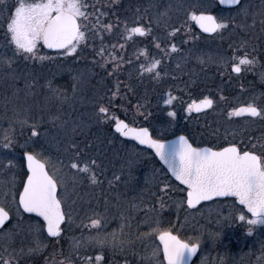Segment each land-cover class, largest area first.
<instances>
[{"label":"rangeland","instance_id":"374dc122","mask_svg":"<svg viewBox=\"0 0 264 264\" xmlns=\"http://www.w3.org/2000/svg\"><path fill=\"white\" fill-rule=\"evenodd\" d=\"M16 3L17 0L12 5L6 3L7 13L14 11ZM84 3L90 15L86 21L81 20L87 24V30L81 29L85 38L74 53H66V49L49 52L42 41L38 42L34 55L17 51L14 42L6 38V13L1 12L0 204L11 212L12 220L0 230V253L7 250L13 257L20 250L15 247L19 242H32L29 250H40L38 240L44 234L43 227L25 217L18 206V194L26 175L23 156L33 152L58 181L59 198L70 213L65 234L73 236L69 238L70 249L79 250L81 245V264H165L157 241L159 231H152L157 227L170 231L174 227L177 231L174 233L189 243H199L200 251L192 264H264V224L251 223L257 217L248 215L232 199L214 200L189 209L185 188L175 183L150 151L121 140L112 131L113 122L109 120L112 115L115 118L123 115L146 122L158 139L189 129L191 140L200 145L218 147L235 141L250 147L252 144L243 142L247 134H242L243 130H249V137L258 132L253 136L260 142L264 115L259 119L238 120L232 113L222 115L214 108L193 117L187 106L195 99L184 98L185 103L180 105V83H175L172 73L190 76L194 62L202 64L205 59H217L224 65L236 57L208 43L206 51L196 46L179 51L178 29L183 30L188 22H193L191 11L197 7L206 11L215 8L219 18L231 17L229 21L240 18L242 26L249 30L264 26V0L243 2L232 10L216 7V0H84ZM137 24L149 29L145 37L129 35ZM226 28L220 29V33ZM181 33L187 36L179 30ZM160 47L165 48L167 60ZM9 59L11 63L6 62ZM157 59L160 64L147 71ZM256 66L260 68L256 61L245 65L248 69ZM147 73L166 75L169 79L154 82L150 87L145 80L136 78L138 75L142 80ZM109 74L129 78L132 90L141 98L136 103L137 113L127 115L123 109L118 115L109 107L121 92L116 80L107 77ZM169 95L174 97L170 104L165 103ZM148 99L153 100L152 106L158 107L155 113ZM100 107L108 108L107 114H99ZM173 111L175 116L170 115ZM6 135L11 147H4ZM73 164L79 167L73 168ZM85 165L90 171L85 170ZM104 196L109 198L102 202ZM104 202L115 208L112 215L95 211L100 205L108 209ZM241 214L244 220H240ZM92 219H100L101 224L91 225ZM90 237L106 238L107 243L102 247ZM155 249H159V254L154 257Z\"/></svg>","mask_w":264,"mask_h":264},{"label":"snow or ice","instance_id":"6c2138e0","mask_svg":"<svg viewBox=\"0 0 264 264\" xmlns=\"http://www.w3.org/2000/svg\"><path fill=\"white\" fill-rule=\"evenodd\" d=\"M220 3H229L240 5V0H220ZM87 5L84 0H36V2H27V0H17L14 11L5 14L6 38L14 42L17 51H23L28 54H35L37 44L43 41L49 48L66 49V53H74L80 41L84 40L85 33L81 29L87 30V24L81 20H87L90 13L85 11ZM0 11H3L0 8ZM246 14V13H245ZM191 19L198 21L200 27L206 32H216L218 29L226 28L229 19L221 17L206 10L191 11ZM109 29L111 25H107ZM149 29L138 25L130 29L132 33L144 34ZM175 31V29H174ZM173 49L176 48L172 44ZM103 54V49H101ZM43 59V57H41ZM238 61L232 65L235 72H241V65H252L255 63V57L249 58L246 53L243 56L235 57ZM11 63L9 59L6 61ZM160 60H154L152 65L146 69L152 71ZM143 67V66H141ZM157 75L159 73L157 72ZM51 87V85H50ZM59 92L60 90H56ZM174 97L169 95L165 103H171ZM213 99L204 97L202 100H193L188 104V110L195 108L199 111L201 108L212 106ZM108 108L100 107L99 114H106ZM250 113L252 116L264 115V108H258L255 104H248L239 109H233L232 114L241 115ZM175 116L176 112L170 114ZM107 118V117H105ZM116 119L115 127L123 132L125 136L135 135L143 144H151L160 158L169 166L172 173L187 185V204L193 205L201 200H208L211 197L227 196L234 194L238 196L242 204L247 205L251 213L255 214L257 220L251 221L264 224V152L257 154L255 150H245V148L236 142H226V146L217 148H196L193 147L186 136H180L177 141L166 144L162 140H154L148 128L128 129V125L123 120ZM26 122V121H25ZM33 135L36 133L33 131ZM7 143L4 147H11V140L6 135ZM28 162V168L31 174L27 176V182L23 184V191L18 194V205H22L28 212H38L42 215L48 224V232L52 235H58L61 231V223L65 220V212L61 200L57 195L58 181L52 175H49L45 165L37 160L33 152L25 153ZM12 161H9L11 164ZM78 168L76 164L71 165ZM85 170H89L85 165ZM93 180L96 179L95 173H92ZM168 185H165L167 188ZM19 211V208H17ZM9 212L0 204V225H3L8 218ZM240 220L245 216L240 215ZM158 223V222H157ZM100 219H92L91 225H100ZM153 232L159 231V239L163 241V252L167 258L168 264H187L190 255L197 252L199 243H189L181 239L179 235L170 230H160L158 227L152 229ZM96 239L102 247L107 243L106 238ZM115 245V236L112 239ZM121 243H123L121 241ZM159 249L152 252V256H157ZM89 259V258H85ZM97 259H101L100 256ZM0 264H9L4 261ZM68 264H71L69 261Z\"/></svg>","mask_w":264,"mask_h":264},{"label":"flooded vegetation","instance_id":"af4514ba","mask_svg":"<svg viewBox=\"0 0 264 264\" xmlns=\"http://www.w3.org/2000/svg\"><path fill=\"white\" fill-rule=\"evenodd\" d=\"M248 1L250 0H241L240 5L243 2H248ZM216 7L224 10H232L237 8L238 6L233 8H224L219 4L218 0H216ZM208 12H211L213 15H216L219 19V16L217 15L215 8ZM234 19L235 20L228 22L229 26L222 34L220 33V29H218L216 32L211 34L203 32L197 26L195 20H193V22L191 23L188 22L186 24L187 27H184L183 30L181 28L178 29L176 39L177 40L179 39L181 44L179 45L180 52L183 49L186 50L188 46L189 47L196 46L198 49L201 48L206 51L208 50L206 49L207 48L206 43H208L214 47L218 46L219 48H221V50H223V52L227 54L231 53L236 57L243 56L247 53L249 57L251 58L255 57V61L258 62V65H260V68L256 66L251 69L246 68L245 65H241V72L237 73L232 68V65L238 62L236 59L224 65L220 62V60L217 61V59L215 61H212V59H205L202 61V64L198 62L193 63L192 74L190 76L189 75H186L187 77L185 75L182 76L177 72H175L174 74L172 73L173 77L176 78L174 79L175 83H180V85L178 84V87L180 88V90H178L179 97L181 99L179 101L180 105L185 103L183 100L184 98H190V99L192 98L197 101L204 99V97H211L213 99L212 106H210L205 110L195 112L193 108L191 110V113L194 116H201L203 114L209 113L210 111L212 112L214 108L220 114L228 115L229 113H232V110L234 108L239 109L242 106H247L248 104H255V106H257L258 108H264V26L257 27L255 29L252 28L248 30L242 26V20L240 18H234ZM138 25L140 24H137L134 27ZM179 30L180 32L184 31V34L186 33L187 36L182 35V33L179 34ZM133 34L136 37L143 38L147 35V32L144 34H136V33ZM196 47L194 50L197 49ZM161 50H162L161 55L164 57V60H167L168 58L166 57L167 53L165 48L163 49V47H160V51ZM58 51H62V50H58ZM133 57L134 55L132 54V58ZM178 72L181 73L182 70L178 69ZM142 76H143L142 80L140 79L141 77H139L138 75L137 77L136 76L135 77L138 78V81L146 80V82H148V79L152 78L153 79L152 81L157 82V84L161 83V81H165L169 79L168 77H166V75L162 77H157L151 73L149 74L147 73ZM107 77L117 80L118 75L115 76L109 74V76ZM124 77L127 78V76ZM127 80H129V78H127ZM232 115L234 116L235 119L238 120L259 119L260 117V116H251V115L237 117L235 114ZM114 118L115 116L113 115L109 118L110 122H113L111 124V129H113V124L116 122V120L113 121ZM121 119L125 120L124 118H119V120ZM125 121L128 122L127 120ZM195 131L196 130H194V132ZM248 133L249 130L242 131L243 135L247 134L246 136L243 137V142L245 140L246 142L252 145L250 147L243 146L240 143L239 145L243 146L245 150H255L257 154H261L262 152H264V133L263 135H261L262 139L260 142L257 138H254L255 136H253V135H257L258 132H253L252 133L253 135L250 137L248 136ZM259 134H260V130H259ZM187 137L194 146L197 147L209 146L212 148H217L210 144H204V145L197 144L196 142L192 141L189 136ZM236 143L238 144V142ZM220 146H226V144L225 145L222 144ZM24 169L26 175L23 180V184L25 183V180L28 175L25 163H24ZM57 187H58L57 195L59 198V186ZM108 195H111L110 192L108 193ZM107 198L109 197L104 196L103 198H101V201L102 202L104 200L107 201ZM105 205L109 208L106 209L104 205L102 206L100 205L96 207L95 211L98 214L110 213L112 215L113 212L115 211V208L112 209L110 204L107 203H105ZM62 207L65 212V221L61 225L62 233L57 237H51L47 234L45 229V222L39 216L33 214L28 215L21 210L25 217H30L31 219L38 222L40 226L43 227L44 234L40 235L38 240V242L40 241L39 244L40 250H36L35 252L29 250V248H32L31 246L32 242H30V244L25 242H19V244L15 245V247L18 250L19 249L20 250L15 252L13 257L9 256L7 250L5 251L2 249V252L0 253V262L7 261L9 262V264H68V262L70 261L71 264H81V245L80 248L78 247L79 250H75L73 248L70 249L69 238H73V236L65 234V226L68 221L67 219H70V213L63 204ZM7 211L9 212L11 219L1 230H3L12 220L11 212L9 210ZM142 230L145 233V230L143 228ZM177 235L179 234L177 233ZM181 239L183 238L181 237ZM8 248L9 247H7V249ZM130 251L132 252V249H130ZM131 252L130 255L132 254ZM138 252H139L138 250L135 251L136 254H138Z\"/></svg>","mask_w":264,"mask_h":264},{"label":"water","instance_id":"95a60500","mask_svg":"<svg viewBox=\"0 0 264 264\" xmlns=\"http://www.w3.org/2000/svg\"><path fill=\"white\" fill-rule=\"evenodd\" d=\"M241 1V0H240ZM218 2H219V4L222 6V7H224V8H231V7H235V6H237V5H233V4H229V3H223V4H221L220 3V0H218ZM196 24H197V26L203 31V32H205V33H208V34H211V33H214V32H206L203 28H201L200 27V24H199V22L198 21H196ZM136 34H141V33H136ZM43 42V41H42ZM43 45H44V47L47 49V50H49V51H57V50H61V49H56V48H49L48 47V45L47 44H45L44 42H43ZM207 108H209V107H207ZM207 108H201L199 111H202V110H205V109H207ZM194 111L195 112H199V111H197L195 108H194ZM247 115H251L250 113H242L241 115H236L237 117H240V116H247ZM252 116V115H251ZM122 120V119H121ZM123 121H125V120H123ZM125 123L128 125V129H126V130H129V129H133V128H135V129H139V128H147V127H138V126H132V125H129L126 121H125ZM115 124H116V122H115ZM115 124L113 125V130H114V132H116L117 134H119L120 135V137H122L123 139H127V140H131V141H133V142H135L137 145H139V146H141V147H144V148H147V149H149V150H151L152 151V153L154 154V156L156 157V159L159 161V163L166 169V171L168 172V174L170 175V177L175 181V182H177L179 185H181L182 187H185L186 189H187V185H185V184H183V182L181 181V180H179L173 173H172V170L169 168V166L167 165V164H165L164 163V161L160 158V155H159V153H157L156 152V150H155V148L151 145V144H143V143H141V141L140 140H138L136 137H135V135H128V136H125L124 134H123V132H121V131H119L116 127H115ZM148 130H149V128H148ZM149 132H150V130H149ZM150 134H151V132H150ZM180 136H185V135H183V134H180V135H176V136H174V137H171V138H169V139H164V140H162V141H164V142H166V144H171V143H173V142H175V141H177L178 140V138L180 137ZM187 137V136H186ZM151 138L152 139H154V140H161V139H156V138H154L152 135H151ZM188 138V137H187ZM189 140V139H188ZM189 142L191 143V141L189 140ZM192 144V143H191ZM192 146L193 147H196V146H194L193 144H192ZM205 147H209V146H201V147H196V148H205ZM209 148H211V147H209ZM37 158V157H36ZM24 160H25V165H26V169H27V172H28V175H30L31 174V170L28 168V162H27V157H26V155H24ZM37 160H39L38 158H37ZM40 161V160H39ZM41 163H43L42 161H40ZM46 168V167H45ZM47 170V169H46ZM27 175V176H28ZM27 182V178H26V180H25V183ZM24 183V184H25ZM22 191H23V189H22ZM21 191V192H22ZM225 198H233V199H235V201H236V203L238 204V205H240V206H242L243 208H244V210L250 215V216H252V217H256V215L255 214H253V213H251L250 212V210L247 208V205H245V204H242V202L240 201V199H239V197L238 196H235L234 194H228L227 196H221V197H211L210 199H208V200H201L199 203H196V204H193V205H188L187 204V191H186V205H187V207L189 208V209H191V210H193V209H196L197 207H199L201 204H203V203H206V202H210V201H213V200H218V199H225ZM20 208L23 210V212H25L26 214H33V215H37V216H39L44 222H45V229H46V232H47V234L49 235V236H51V237H57V236H59L61 233H62V229H61V231H60V233L58 234V235H52L51 233H49L48 232V224H47V221L45 220V218L42 216V215H40V213H38V212H28L26 209H24L23 208V206L22 205H20ZM9 220H10V214H9V216H8V218L5 220V222H4V224L3 225H0V229L2 228V227H4L8 222H9ZM65 221V220H64ZM63 221V222H64ZM62 222V223H63ZM62 223H61V225H62ZM61 225H60V227H61ZM177 235V234H176ZM157 241H158V243L160 244V246H161V250H162V255H163V258H164V262H165V264H168V262H167V258H166V256H165V254H164V252H163V241H161L160 239H159V235H158V237H157ZM198 252H199V247H198V249H197V252L195 253V254H193V255H190L189 257H188V259H187V264H191L192 262H193V260H194V258L196 257V255L198 254Z\"/></svg>","mask_w":264,"mask_h":264},{"label":"trees","instance_id":"16d2710c","mask_svg":"<svg viewBox=\"0 0 264 264\" xmlns=\"http://www.w3.org/2000/svg\"><path fill=\"white\" fill-rule=\"evenodd\" d=\"M6 3L12 5L14 3V0H8ZM6 3H4V0H0V8L3 9L4 13H7L8 10V6H6ZM0 11V15L2 16L3 14H1ZM151 79V80H150ZM150 82H146L149 83L150 87L154 84V82L152 81V78H150ZM127 78L124 76L118 77L116 82L120 85V93L118 94L117 98L114 101H111V103L109 104V107H111V109L114 111V113H117L118 115H121V112L123 111V109L126 110L127 115H130V113H137L136 111V103H138L139 100H141V98H139L138 94H136L131 87L130 81L127 80L129 83H127ZM146 81V80H145ZM109 83H107L108 85ZM143 84V83H142ZM152 94H154V92H152ZM139 98V99H138ZM149 101V105L153 108V112L155 113V111L158 110V107H154L152 106L154 104L152 99H148ZM140 104V103H139ZM193 117H195L193 115ZM121 118H124L125 120H127L130 124L133 125H140V126H148L146 122H138V120H134V119H129L128 116H123L121 115ZM183 134L189 135V129L185 132H183ZM153 159L156 161V159L153 157ZM173 232H177L176 229L173 227L172 228Z\"/></svg>","mask_w":264,"mask_h":264}]
</instances>
